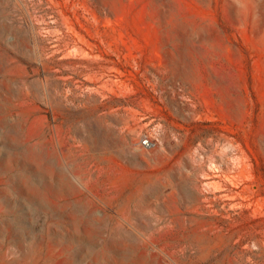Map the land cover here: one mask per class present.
<instances>
[{
	"label": "rangeland",
	"instance_id": "374dc122",
	"mask_svg": "<svg viewBox=\"0 0 264 264\" xmlns=\"http://www.w3.org/2000/svg\"><path fill=\"white\" fill-rule=\"evenodd\" d=\"M0 217V264H264V0H0Z\"/></svg>",
	"mask_w": 264,
	"mask_h": 264
},
{
	"label": "built area",
	"instance_id": "2783aa9c",
	"mask_svg": "<svg viewBox=\"0 0 264 264\" xmlns=\"http://www.w3.org/2000/svg\"><path fill=\"white\" fill-rule=\"evenodd\" d=\"M152 141L150 140V138L148 136H142L139 139V144L140 146L144 147V148H148L151 146Z\"/></svg>",
	"mask_w": 264,
	"mask_h": 264
},
{
	"label": "bare ground",
	"instance_id": "6f19581e",
	"mask_svg": "<svg viewBox=\"0 0 264 264\" xmlns=\"http://www.w3.org/2000/svg\"><path fill=\"white\" fill-rule=\"evenodd\" d=\"M2 115H4V114H2ZM9 126V125H8ZM7 154V153H6ZM1 218V217H0ZM5 223H7L6 221H5Z\"/></svg>",
	"mask_w": 264,
	"mask_h": 264
}]
</instances>
